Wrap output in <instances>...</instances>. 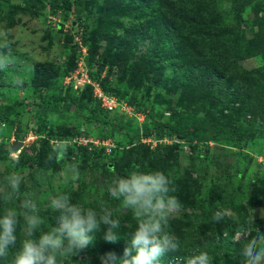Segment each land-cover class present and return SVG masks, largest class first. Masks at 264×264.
<instances>
[{
    "label": "rangeland",
    "instance_id": "obj_1",
    "mask_svg": "<svg viewBox=\"0 0 264 264\" xmlns=\"http://www.w3.org/2000/svg\"><path fill=\"white\" fill-rule=\"evenodd\" d=\"M60 1L0 2V45L10 46L0 51L11 53L8 68L0 71V183L13 170L25 183L33 174L29 191L54 223L58 213L51 209L50 200L69 194L73 202L90 201L94 208L104 203L117 209L127 228L135 222L132 213L109 197L106 182L129 165L139 166L140 160L151 162L169 176L175 190L180 183L186 186L183 203L170 217L166 231L176 236L171 230L175 226L187 250H206L212 264H237L232 251L238 244L232 242L233 236L256 227L264 232V220L259 218V210L264 209V138L241 144L192 142L167 133L160 138H136L126 125L136 119L142 127L155 121L176 123L184 113L203 117L207 126L264 121L262 109L255 106L264 78V45L256 44L262 39L264 0H173L181 6L177 13L161 0H110L115 5L109 7L101 0L104 9L100 0H71V9L51 7V2ZM196 2H204L196 6L211 17L214 28L191 27L183 29L182 37L176 34L165 40V24L179 22L183 16L184 21L189 15L193 18L191 7ZM102 13H111L112 20L98 26ZM181 21L177 28L184 27ZM257 35L260 40L250 42ZM252 49L259 51L251 57L242 53ZM89 54L95 59L92 64ZM122 62L128 65L121 68ZM183 64L191 68L189 78L178 72ZM72 65L76 67L70 71ZM253 73L259 77L252 78ZM98 74L121 92H129L112 112L103 110L96 99ZM219 74L231 75L236 82L238 77L237 83L226 87L227 95L215 96L207 88ZM133 94L141 101H134ZM19 128L21 133L25 128L21 139ZM41 130L51 146L67 142L64 161H49L46 152L39 163L28 162ZM89 141L92 150L83 147ZM117 147L119 158L112 165L109 157ZM24 150L25 164L13 165ZM70 163L79 165L76 182L66 179ZM230 196L233 207L217 203L216 210L226 213L220 222L204 219L202 207L194 205L208 207L211 200ZM19 205L14 207L19 210ZM110 245L105 241V248ZM187 255L171 264H180Z\"/></svg>",
    "mask_w": 264,
    "mask_h": 264
},
{
    "label": "clouds",
    "instance_id": "obj_2",
    "mask_svg": "<svg viewBox=\"0 0 264 264\" xmlns=\"http://www.w3.org/2000/svg\"><path fill=\"white\" fill-rule=\"evenodd\" d=\"M9 45H0L7 49ZM11 53L0 51V71L8 68ZM85 131L84 128L80 129ZM69 145L58 142L51 146L47 159L60 163L67 157ZM13 159L12 164H18ZM66 179H80L79 165L70 163L65 169ZM23 176L10 172L0 183V260L9 264H63L70 256L85 253L98 233L109 244L121 239V222L117 209L104 203L95 208L89 202H73L69 194H61L50 200L51 209L58 213L54 224L42 229L45 219L30 191L21 192ZM173 181L164 171L148 170L139 166L126 174L115 173L106 182V191L113 201L132 213L135 227L130 232L122 253L110 250L97 257L99 264H162V258L181 250L179 238L166 231L170 217L181 207ZM14 200L20 202L19 210L9 207ZM220 209L213 220L225 218ZM264 220V209L259 210ZM256 217L253 215L252 220ZM251 223V221H249ZM21 236H17V228ZM19 240V244H18ZM244 243L236 251L237 264H264V232L258 227L255 235L242 229L233 236V243ZM91 264V257H88ZM180 264H212L206 250H195L184 257Z\"/></svg>",
    "mask_w": 264,
    "mask_h": 264
},
{
    "label": "trees",
    "instance_id": "obj_3",
    "mask_svg": "<svg viewBox=\"0 0 264 264\" xmlns=\"http://www.w3.org/2000/svg\"><path fill=\"white\" fill-rule=\"evenodd\" d=\"M247 3L250 2L251 0H245ZM0 2H3V0H0ZM73 1L71 0H63L60 2H51V7L53 8H61V7H65L67 9H71L72 5H73ZM139 3H142V0H140ZM161 3L163 6H167L168 8L174 9L176 10V13L180 11L181 6H177L173 0H161ZM105 4L109 7V6H113L115 5L114 2L110 1V0H106ZM104 1L99 2V7L101 9H104L105 7ZM197 4H204V2H196L193 7H191V11H193L195 13L194 17L191 18L190 15L188 16V18L186 19V21H184V16L179 20V22L181 21L183 24V28H177L176 25L179 23L178 21H174V23L170 24H165L166 26V30H167V36L165 38V40H170L172 38L175 37L176 34H179L182 37L183 34V29H187L189 30L191 27L194 28H198L201 29L202 31H204L202 28L205 27H212L214 28V22L210 21V16H208L205 12H203V10L199 9V6H196ZM199 12V13H198ZM198 13V14H196ZM106 20H112V14L111 13H106V14H101V18L98 20L100 23H98L97 25H104L103 21ZM102 27V26H101ZM85 28H88V26L86 25ZM262 29L264 30V28L262 27ZM262 30V39H259V35H257L256 39L251 40L250 42H257L258 40H260V43H256L257 46H261L263 48L264 45V31ZM260 33V32H259ZM201 38L206 37V34H201ZM255 37V36H254ZM261 38V35H260ZM89 38L88 36H84V41H87ZM90 52H91V48H89ZM259 51V50H257ZM256 49H252L249 52L248 51H242V53H248V56L251 57L254 54L256 55ZM95 60L93 57H91V54H89L88 56V62L92 64V61ZM177 60L176 58L173 59V61ZM126 65H128L126 62H122L121 64V68H124ZM167 65V64H165ZM75 65H72L70 67V71L75 69ZM195 68V67H193ZM178 69V72H180L184 77L189 78L190 76H188L189 74H191L190 71V66L188 64H183L182 66H180ZM92 75L93 72H92ZM215 77V82L214 85H208L207 88L209 90V92H212V94H214L215 96H223V95H227L229 92L226 90V87H231L233 86V84L238 82V77H237V82L232 78L231 75H215L213 76ZM259 75L253 73V77L254 79L258 78ZM263 77H264V73H263ZM95 78L97 79V81H99V85L101 87V89L109 96H115L118 100H123L124 97H126L128 95V90H124L123 92H121L120 88H118L115 84L111 83V81L109 80V78H101V76L98 74V76H95ZM194 79V78H193ZM241 79V78H240ZM189 80H186V82H188ZM242 81H244V79H242ZM260 87L261 92L259 90H257L258 94H257V102L255 104V106L257 108L262 109V118H264V78L262 80H260ZM121 94V95H119ZM96 97V96H95ZM132 99L134 101H136L137 103L139 101H141V99L136 96V95H132L131 96ZM96 99L99 101V103L103 106V103L101 101L100 98L96 97ZM129 101V100H128ZM104 107V106H103ZM103 110H105L106 112H112L111 110L107 109V108H103ZM138 111H142L144 114H147L146 110H138ZM185 116L183 119H181L180 121L176 122V123H170V122H161V121H155L153 124H144V126H140L138 120L136 119V121L134 123L131 124H127V128L130 131H133V137H143V136H155V137H162V135L164 133H167L168 136L173 137V136H178L180 138H188L190 141H201V142H205V143H209L211 141L214 142H222V143H231V144H241L244 140L249 139V138H253V137H257L260 136L262 138H264V121H256V122H251V123H243L240 124L239 127H231L228 125H224L221 123H216L214 126H207L205 123V119L203 117H199L197 115H195L194 113H184ZM45 120V118H44ZM210 127V130H206V128ZM21 128H19V133H21ZM23 131H25V128H22V133ZM18 133V139H21V137L23 136V134H19ZM42 130L40 131L39 135L40 137L38 138V140H36L34 142V144H32L31 149H32V154L29 158V163L35 165L37 163H39V161L41 160V158L43 157V155L46 152H49L51 149V144L48 142V140H46L45 138L41 137L42 134ZM157 137V138H158ZM92 141L86 143L83 147H85L87 150H92L93 146H92ZM160 147H158L157 149H159ZM113 155L111 157H109L110 162H112V165L118 160L119 158V148H114L113 149ZM25 155H26V150L22 151L21 154L18 156V161L19 163L17 164L18 166L20 165H24L25 164ZM145 160H140L139 161V167L143 168V169H148V170H156L155 167L150 166L151 162L149 165L144 163ZM132 166L130 167L128 170L125 171H121L119 172L120 174H126L130 169L137 167V165H129ZM33 183V174L30 176V178H28V181L23 184L21 186V192L23 193L24 191H29L30 190V185ZM186 186L182 183L179 184V186L176 188V190L174 191V193H172V195H175L176 197H178L179 201H182V195L184 193ZM89 199V197H85V200ZM15 202H12L10 205H8L9 207H14L16 206V203L19 202L18 200H14ZM221 202V204L227 206V207H233V199L232 196L227 197V198H219L216 200H211L208 207L207 205L204 203V205H200V204H196L194 203L195 206H201L204 214H203V218L204 219H213V214L217 211L216 210V206L217 203ZM183 203V202H181ZM204 206V207H203ZM207 207V208H206ZM3 205H0V211H2ZM41 215L44 217L45 219V224L42 226V229H46L48 227L49 224H54L53 220H52V216L50 213H43L41 212ZM121 222V227L119 229L120 235H121V239L119 240V242L117 244H111L110 248H105L104 243L105 241L102 238V233H98L96 236L95 241L93 242V245L89 247V249L85 252V253H81L80 255H75L73 257H69L68 259L63 261V264H89L88 261V257H91V264H99V260L97 259L98 256L104 254L107 251L113 250L115 252H117V254H121L123 247L126 243V239L128 238L130 232L132 231V229L135 227V222L130 224V227L125 228L124 226H122L123 222ZM171 230L173 233L176 234V236L179 238L180 244H181V250L177 253H171L166 255L165 257L162 258V264H171V260H179L181 259V256L184 254H189L190 251L187 250L186 246H185V242L182 236H180L179 234H177L176 232L178 231L176 229L175 226L171 227ZM253 235H255V230L251 231ZM17 236L18 238L21 236V231L19 229V227L17 228ZM227 238H224V243L225 240ZM244 242L242 241L240 244H238L236 246V248H234V250L232 252H236L239 247L242 246ZM18 244H19V240H18ZM213 245V244H212ZM216 247V246H215ZM225 250H227L225 248ZM220 251H222V253H225L224 249H221ZM214 252V251H213ZM0 264H9V262L7 260H0Z\"/></svg>",
    "mask_w": 264,
    "mask_h": 264
},
{
    "label": "built area",
    "instance_id": "obj_4",
    "mask_svg": "<svg viewBox=\"0 0 264 264\" xmlns=\"http://www.w3.org/2000/svg\"><path fill=\"white\" fill-rule=\"evenodd\" d=\"M96 95L101 99L103 106L109 110H114L119 104V100L115 96L107 95L100 87L99 84H95Z\"/></svg>",
    "mask_w": 264,
    "mask_h": 264
},
{
    "label": "water",
    "instance_id": "obj_5",
    "mask_svg": "<svg viewBox=\"0 0 264 264\" xmlns=\"http://www.w3.org/2000/svg\"><path fill=\"white\" fill-rule=\"evenodd\" d=\"M20 144H22V142H19Z\"/></svg>",
    "mask_w": 264,
    "mask_h": 264
}]
</instances>
